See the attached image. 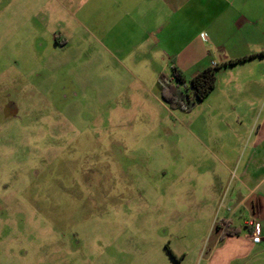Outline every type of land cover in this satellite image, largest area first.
<instances>
[{
  "label": "rangeland",
  "instance_id": "374dc122",
  "mask_svg": "<svg viewBox=\"0 0 264 264\" xmlns=\"http://www.w3.org/2000/svg\"><path fill=\"white\" fill-rule=\"evenodd\" d=\"M48 12L0 0V264H219L218 238L248 218L212 198L215 182L219 200L235 188L212 155L232 141L225 80L173 107L163 66ZM235 242L231 264H264V240Z\"/></svg>",
  "mask_w": 264,
  "mask_h": 264
},
{
  "label": "crops",
  "instance_id": "0c3cea01",
  "mask_svg": "<svg viewBox=\"0 0 264 264\" xmlns=\"http://www.w3.org/2000/svg\"><path fill=\"white\" fill-rule=\"evenodd\" d=\"M45 8L66 30L81 25L102 47H115L131 63L163 66L171 79L173 65L188 81L204 69L264 52V0H34L36 12ZM53 38L57 45L68 44L60 32ZM221 80L233 112L225 121L232 141L212 155L234 166L235 188L230 181L227 197L219 200L215 182L212 198L227 199L236 212L248 214L243 234L218 238L219 264H231L232 242L247 249L264 240V56L221 66L215 90ZM252 223L258 224V242L245 239L254 232Z\"/></svg>",
  "mask_w": 264,
  "mask_h": 264
},
{
  "label": "trees",
  "instance_id": "16d2710c",
  "mask_svg": "<svg viewBox=\"0 0 264 264\" xmlns=\"http://www.w3.org/2000/svg\"><path fill=\"white\" fill-rule=\"evenodd\" d=\"M257 56L263 57L264 52L241 59L230 60L221 66L236 65ZM221 66L204 69L187 81L182 71L173 65L172 79L167 78L165 75H161L159 79L162 98L173 107L190 111L215 90L217 73ZM238 232L239 230L236 228L225 231V235L221 239H224L226 236L237 235Z\"/></svg>",
  "mask_w": 264,
  "mask_h": 264
},
{
  "label": "built area",
  "instance_id": "2783aa9c",
  "mask_svg": "<svg viewBox=\"0 0 264 264\" xmlns=\"http://www.w3.org/2000/svg\"><path fill=\"white\" fill-rule=\"evenodd\" d=\"M252 227L254 229L253 234H248L245 237L248 239H252L254 242H258L260 240V237L258 235V224L252 223Z\"/></svg>",
  "mask_w": 264,
  "mask_h": 264
}]
</instances>
